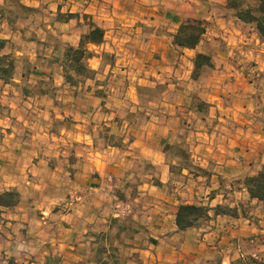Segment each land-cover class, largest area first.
Here are the masks:
<instances>
[{"label":"crops","instance_id":"crops-1","mask_svg":"<svg viewBox=\"0 0 264 264\" xmlns=\"http://www.w3.org/2000/svg\"><path fill=\"white\" fill-rule=\"evenodd\" d=\"M72 3L69 11L79 13L52 26L74 47L90 22L104 30L101 43L84 44L94 52L87 58L94 77L71 85L61 65L44 64L43 58L36 64L40 56L33 53L30 75L53 78L55 94L8 96L0 193L16 191L17 197L0 206V264H248L250 258L261 264L264 202L251 200L252 216L211 211L205 227L185 230L177 228L175 212L201 194L210 206L222 202L223 178L230 183L264 163V39L226 0ZM186 20L201 21L204 28L194 48L173 42ZM21 36L0 16L2 49ZM223 39L225 46H218ZM197 53L209 59L200 82L192 78ZM146 81L163 83L166 95L160 109L135 124L126 114L140 109L136 93ZM195 88L200 101L192 106ZM180 137L192 161L215 172L212 186H203L207 181L200 176L191 183L193 174L185 168L181 180L170 170L175 162L166 160V148ZM137 166L149 172L138 174ZM141 199L147 201L145 213L135 208Z\"/></svg>","mask_w":264,"mask_h":264},{"label":"rangeland","instance_id":"rangeland-1","mask_svg":"<svg viewBox=\"0 0 264 264\" xmlns=\"http://www.w3.org/2000/svg\"><path fill=\"white\" fill-rule=\"evenodd\" d=\"M246 2L252 3L251 0H246ZM57 3H60V6H62L61 12L60 11L58 12V10L61 9L60 7L58 9H56L55 7V5H58ZM72 4H73L72 0H3V3L0 5V12L1 9H3L2 14L6 15L12 21H14V26H13L14 30L20 29L22 34L20 38L11 37L6 47L0 50V56L8 55V57L10 58V60L13 62L14 65V68L10 72L8 77H10V79L18 80L17 82H15L9 79L8 85H6L7 83L0 81V145L3 142V139L6 138V131H3V129H6L5 126L9 124L7 117L10 116L11 108H9L7 105L8 96H12L13 94H16V92L17 94H22L23 91L27 96H33L34 94L41 91H47L52 94L54 93L53 90L55 89V86L53 85L54 83L53 78L46 80H38V79L36 80L34 75L32 76L30 75L31 74L30 72H32L30 69L34 67L32 63V55L33 53H35L38 54V56H40V59L35 61L36 64L41 63V58H43L42 63L44 64H51V63L53 64L58 63L59 65L62 64L63 53L66 51L68 44H64V42H62V40L59 37V34L55 32V28L52 25L55 22V20H57L58 16L65 20H68V19H73L79 13V12L75 13L69 11L71 9ZM225 11L226 10H224V12ZM231 14L232 12H230V15ZM244 28L246 30V33H248V36L251 37L250 33H252V31L248 27H244ZM218 39H221L220 36L218 37ZM218 46H225V40L223 39V43L218 42ZM50 49H52L51 55L45 59L43 54L50 53L49 51ZM17 50L21 51L22 54L20 55L16 53ZM103 56L104 58L107 59L108 55L104 53ZM55 58H58L59 61L56 62L54 60ZM203 72L204 71H202L201 68L196 71L194 70L192 78L199 80L198 82H200L206 74ZM119 75H122L121 77H123V75L126 76L127 73L119 74ZM148 80H151V78H149ZM121 81L123 82L122 78ZM138 86L139 87L136 94L138 97V106L140 107V109H136L135 112H130V113L128 112L126 115L127 117L132 118L135 124L137 123L143 124L146 121V118L148 117L147 113H152L160 109L161 107L160 104L163 101L162 98L164 95H166L165 93H163L166 87H164L163 83L156 82L155 84H151L150 82L147 81L145 83L140 82ZM174 90L175 91L177 90L176 93H178L180 89L175 88ZM197 91H200V89L195 88L194 90H192V98L190 101L188 100L192 106H195V104H197L200 101V96H198ZM177 99L178 98L176 96V99L174 98V100ZM183 106L187 107L188 104H184ZM180 111L182 112V115L186 113L184 110H180ZM201 111L205 113V107L202 106ZM185 119H186L185 122L188 124L192 122L191 116H190L191 119L190 122H187L188 116ZM59 126H60V122L56 123V127ZM112 141L116 142L115 139H112ZM166 153H167L166 160H168V162L170 163L172 161L175 162L174 164H172L173 165L172 172L174 176L177 177L178 180H181L183 178L181 169L179 167L182 163H185L190 167V170L192 171L191 173L193 174L191 177H189L191 183L195 181L193 180V178H195L196 176H200L201 182L207 181V183L203 184V186L205 185L209 187L212 186V182H210V177H209L211 173H215L212 169L202 168L201 166L199 167H201L202 169H198V165H196L190 157L187 158V160L182 159L183 153L189 154V145L185 142V140H183V138L180 137L179 142H176L171 147H168ZM146 171L149 172V169H146L144 166H142V168H139L137 166V168L134 169V172L138 174H140V172L145 173ZM154 172L155 171L153 170V173ZM158 172L160 173L161 170L159 169ZM245 176L236 179L231 178L230 183L228 181L230 178H223L224 188L222 191L223 193L222 202L219 203L218 201L221 198H218L217 201L213 202L215 203V205H213L212 207L218 204L223 205L224 208L236 207L238 209V212L245 211L246 216L248 215L252 216L253 214L251 213L255 206L254 204L251 203L252 199L249 198L248 194L244 195L243 191L241 190L242 188L241 180ZM213 184H216V181H214ZM128 191L132 193L131 189H129ZM127 194L129 193L127 192ZM199 196L200 198L195 200L196 204H204L202 202H207L204 205H209L208 201L203 199L204 196L203 194ZM134 204H136L135 208L139 209L141 213H145L148 211V207H146L147 205L146 200L141 199L137 202H134ZM131 206L132 204L130 205L128 203V209ZM128 219H129V214H125L124 224L125 222H128L127 221ZM201 224L202 225L204 224V227L206 226L204 220L200 221V225ZM129 227H134V225L129 224ZM244 246L248 247L246 245V241H244ZM239 262L241 261H235L234 263L239 264ZM246 262L248 264H256V261L251 260V258L249 260L247 259Z\"/></svg>","mask_w":264,"mask_h":264},{"label":"trees","instance_id":"trees-1","mask_svg":"<svg viewBox=\"0 0 264 264\" xmlns=\"http://www.w3.org/2000/svg\"><path fill=\"white\" fill-rule=\"evenodd\" d=\"M226 1L227 6L234 9L235 16L245 23L252 24L259 36L264 39V0H251L252 3H247L246 0ZM2 10L3 9H1L0 16L5 18L13 27L14 21L2 14ZM58 18L61 17L58 16ZM200 23L201 21H184V23L179 26L176 34H174L173 42L179 46L194 48L199 41L200 34L204 31L203 27H198L200 26ZM103 35L104 30L95 23L90 22L89 29L82 36V44L78 47L71 45L67 46L66 51L63 53V60L61 64L63 68V77L66 82L76 86L82 84L86 79L94 77L95 71L90 68L87 62V58L93 55L94 52L93 50L87 49L84 44L87 42L99 44L103 40ZM4 41V39H0V49L3 48ZM54 60L56 62L59 61L58 58H55ZM208 62V57H206L203 53H197L194 57V70H198L201 68L202 64H207ZM13 68V62L10 60L8 55H1L0 79L4 82H8L10 79L8 75ZM167 149L168 148H166V152ZM189 157V154L183 153L182 159L187 160ZM179 168L181 170L185 168L190 173L192 172L190 167L185 163H182ZM198 169L202 168L198 166ZM170 170L173 171V165H171ZM241 184L250 199L264 202V163L256 172L243 177ZM14 196L17 197L16 191H5L0 193V206H8L15 203L16 199L14 200ZM211 211L213 215L227 214L236 217L241 214L242 216H246L245 211L238 212L236 207L224 208L221 204L212 207L204 204L180 203L175 212V224L179 230H185L189 227L197 226L200 224L201 220H206L210 217L209 213ZM230 264L235 263L232 262ZM261 264H264V259Z\"/></svg>","mask_w":264,"mask_h":264}]
</instances>
